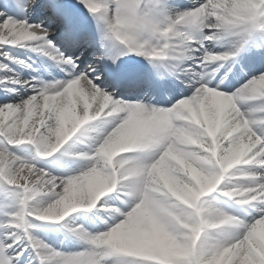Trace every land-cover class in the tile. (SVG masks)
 I'll list each match as a JSON object with an SVG mask.
<instances>
[{"label":"snow or ice","instance_id":"snow-or-ice-1","mask_svg":"<svg viewBox=\"0 0 264 264\" xmlns=\"http://www.w3.org/2000/svg\"><path fill=\"white\" fill-rule=\"evenodd\" d=\"M0 264H264V0H0Z\"/></svg>","mask_w":264,"mask_h":264},{"label":"bare ground","instance_id":"bare-ground-1","mask_svg":"<svg viewBox=\"0 0 264 264\" xmlns=\"http://www.w3.org/2000/svg\"><path fill=\"white\" fill-rule=\"evenodd\" d=\"M83 211V210H82ZM53 238H55V234H53Z\"/></svg>","mask_w":264,"mask_h":264},{"label":"rangeland","instance_id":"rangeland-1","mask_svg":"<svg viewBox=\"0 0 264 264\" xmlns=\"http://www.w3.org/2000/svg\"><path fill=\"white\" fill-rule=\"evenodd\" d=\"M71 1L75 2V0H71Z\"/></svg>","mask_w":264,"mask_h":264}]
</instances>
